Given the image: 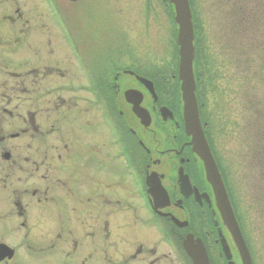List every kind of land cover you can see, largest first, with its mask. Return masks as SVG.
<instances>
[{
    "label": "flooded vegetation",
    "instance_id": "flooded-vegetation-1",
    "mask_svg": "<svg viewBox=\"0 0 264 264\" xmlns=\"http://www.w3.org/2000/svg\"><path fill=\"white\" fill-rule=\"evenodd\" d=\"M43 1L80 78L72 81L64 60L52 59L56 47L42 44L41 30L35 45L25 25L13 35L0 28V264H25L31 255L35 264H243L185 129L182 96L164 97L155 86V98L138 77L150 78L115 47L119 33L111 57V48L88 45L59 0ZM38 4L0 0V26ZM225 20L209 48L208 29L196 18L194 73L202 128L231 201L218 137L256 127L264 139V76L249 86L246 70L232 73ZM12 49L16 59L8 57ZM12 63L15 71L5 67ZM41 225L49 231L46 248L38 242Z\"/></svg>",
    "mask_w": 264,
    "mask_h": 264
},
{
    "label": "rangeland",
    "instance_id": "rangeland-1",
    "mask_svg": "<svg viewBox=\"0 0 264 264\" xmlns=\"http://www.w3.org/2000/svg\"><path fill=\"white\" fill-rule=\"evenodd\" d=\"M194 1L198 23H204L208 29L209 48L218 45L219 37L223 34L220 29L224 28L222 25L227 22L225 20L227 17L229 26H232L230 52L232 73L235 67L242 68L247 72L249 86L258 83L261 76H264V0ZM59 2L62 12L70 14L72 27L80 29V34H87L88 45L100 44L105 49L103 51L111 48V57L119 33V46L115 47L121 54L124 53V59L135 60V68L155 82L159 92L162 91L161 95L165 97L167 94L170 97L176 83L177 74L174 73V67L178 51L168 0H76L74 3L59 0ZM230 6L236 9L231 10ZM21 7L29 9L23 2ZM48 9L52 10L43 0H39L37 10L31 15L15 17V23L13 17H7L8 21L3 22L0 28L3 32L13 35V31L25 25L35 45H40L41 40L37 39L36 31L41 30L42 44L51 40L56 47L57 52L55 56L52 55V59L57 56L61 63L64 60L63 62L70 67L71 74L67 75L68 78L78 81L80 78L78 65L73 58L68 57L57 29L56 18L54 20ZM242 9L247 12H239ZM224 13H230V16H225ZM29 51L33 52V49ZM7 54L13 59L18 56L15 49ZM31 54L29 53V56ZM16 66L13 63L12 66L5 65L12 71H15ZM8 83H14V79L9 78ZM13 130H16L14 126L8 133ZM262 131L264 134V128ZM257 132L260 130L256 127L237 129L232 135L228 132L219 135L218 142L221 156L224 158L222 164L228 166L227 173H230L227 174L226 180L230 189L232 188L230 198L234 203L236 215L245 228L246 240L255 264H264V139L259 140ZM48 232L47 225H41L38 242L41 244L43 241L44 248L47 245ZM24 258L27 259L25 264H35L32 255Z\"/></svg>",
    "mask_w": 264,
    "mask_h": 264
},
{
    "label": "water",
    "instance_id": "water-1",
    "mask_svg": "<svg viewBox=\"0 0 264 264\" xmlns=\"http://www.w3.org/2000/svg\"><path fill=\"white\" fill-rule=\"evenodd\" d=\"M170 2L174 6V19L175 23L178 26V77L181 83V94L184 104L185 129L188 135L192 137L191 144L193 146V151L202 159L205 164L208 179L212 183L216 193L218 206L225 220V224L236 242V245L242 257L243 264H253L250 251L241 233L226 188L224 186L217 164L211 153L200 120L196 96V81L194 75V61L196 51L195 31L190 2L189 0H170ZM139 80L147 86V88L153 93L154 97L156 98L153 82L141 77H139ZM136 93L137 92L135 91H128L126 95L130 99L131 96H136ZM131 103L136 104L137 102L132 100ZM134 106L135 113L139 117H141L143 116L144 112H146L148 115L144 118L145 120H148V118L150 117L149 113L146 110L144 111L137 105ZM167 111L170 112L166 107H163L161 109V113L163 114V116H165ZM171 117H173L172 113ZM187 249L189 250L188 247ZM189 253L194 258L195 262H203L201 257L202 253L198 252L197 249L192 250L191 248V250H189Z\"/></svg>",
    "mask_w": 264,
    "mask_h": 264
},
{
    "label": "trees",
    "instance_id": "trees-1",
    "mask_svg": "<svg viewBox=\"0 0 264 264\" xmlns=\"http://www.w3.org/2000/svg\"><path fill=\"white\" fill-rule=\"evenodd\" d=\"M191 1V6H192V9H193V13H194V17H195V20H196V16H197V12H196V7H195V1L194 0H190ZM168 8H169V12H170V17L172 19V23L174 24V27H175V37L177 38V27H176V24L174 22V12H173V7L172 5L169 3L168 1ZM178 72V56L176 57V61H175V67H174V73L177 74ZM174 90L178 93L179 92V81L178 79L176 78V83L174 85Z\"/></svg>",
    "mask_w": 264,
    "mask_h": 264
}]
</instances>
